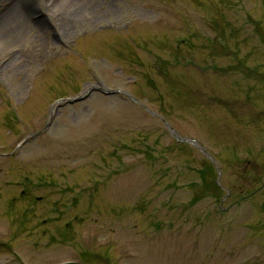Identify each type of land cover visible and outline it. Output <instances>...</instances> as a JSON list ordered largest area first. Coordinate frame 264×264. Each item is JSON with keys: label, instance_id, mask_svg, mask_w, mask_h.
<instances>
[{"label": "rangeland", "instance_id": "rangeland-1", "mask_svg": "<svg viewBox=\"0 0 264 264\" xmlns=\"http://www.w3.org/2000/svg\"><path fill=\"white\" fill-rule=\"evenodd\" d=\"M263 112L264 0H0V264H264Z\"/></svg>", "mask_w": 264, "mask_h": 264}, {"label": "flooded vegetation", "instance_id": "flooded-vegetation-1", "mask_svg": "<svg viewBox=\"0 0 264 264\" xmlns=\"http://www.w3.org/2000/svg\"><path fill=\"white\" fill-rule=\"evenodd\" d=\"M256 114H258L257 112H252V115L251 116H255ZM263 114H264V112H263ZM186 141V140H185ZM249 162V164L250 163H253V161L252 160H250V161H248ZM256 167H257V165L256 164H254L253 165V169L251 168L250 170H249V172L251 173L250 174V178L252 179V184L253 183H255L256 182V180L259 178V179H261V180H263L264 178V167H263V172L262 171H260L261 172V175L257 178V176L258 175H256L259 171H257L256 170ZM261 184L263 183V182H260ZM260 184V185H261ZM261 188H262V185L260 186V188H256L255 189V194H256V192H259L260 190H261ZM19 198H18V200L19 201H21V203L24 205V211H32V210H34L35 209V206H36V204H38V203H44L45 202V196L43 195V196H34L33 195V191L32 190H28V188H23L22 190H20L19 191ZM59 199V198H58ZM17 199L16 198H14V197H12V199H11V201L12 202H15ZM45 205H47V204H45ZM53 205V204H52ZM51 205V206H52ZM51 210H57V207H55L54 205L50 208ZM49 210V209H48ZM74 220L75 221H77L75 218H74ZM45 222H46V220H42V223L43 224H45ZM55 229V228H54ZM55 231V230H54ZM44 234H46L45 233V231H42ZM41 236V235H40ZM51 239V237H49V240ZM71 261H73V263L74 264H84V261L82 260V258L80 257V254L79 253H77V259H75V260H71Z\"/></svg>", "mask_w": 264, "mask_h": 264}, {"label": "water", "instance_id": "water-1", "mask_svg": "<svg viewBox=\"0 0 264 264\" xmlns=\"http://www.w3.org/2000/svg\"><path fill=\"white\" fill-rule=\"evenodd\" d=\"M94 90V88H90L84 95H82V96H80V97H78V98H76V99H73V100H70V101H67V100H64L65 102H78V101H82V100H84L86 97H88V95H89V93L91 92V91H93ZM106 94H113V93H115V92H113V91H108V92H105ZM59 102H61V101H59ZM37 134H32V135H30V137H35Z\"/></svg>", "mask_w": 264, "mask_h": 264}, {"label": "bare ground", "instance_id": "bare-ground-1", "mask_svg": "<svg viewBox=\"0 0 264 264\" xmlns=\"http://www.w3.org/2000/svg\"><path fill=\"white\" fill-rule=\"evenodd\" d=\"M61 8V7H60ZM60 8H58V9H60ZM62 10V12L64 11V9L62 8V9H60V11ZM63 14H65L64 12H63ZM66 15H69V13L68 12H66Z\"/></svg>", "mask_w": 264, "mask_h": 264}]
</instances>
